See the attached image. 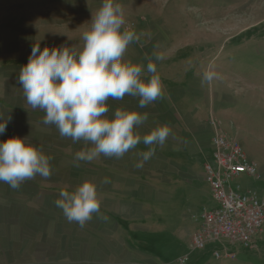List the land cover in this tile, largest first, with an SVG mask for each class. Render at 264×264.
<instances>
[{
	"label": "rangeland",
	"instance_id": "374dc122",
	"mask_svg": "<svg viewBox=\"0 0 264 264\" xmlns=\"http://www.w3.org/2000/svg\"><path fill=\"white\" fill-rule=\"evenodd\" d=\"M116 2L125 27L139 37L124 59L143 64L144 78L152 75L147 63H155L164 95L143 109L139 97L110 99L109 116L116 108L147 112L142 135L162 125L172 129L142 168L135 165L149 147L143 143L122 158L76 160L85 143L44 125L45 112L27 104L18 82L34 44L82 47L102 0H0V114L11 116L0 140L28 137L51 157L52 172L18 189L0 182V264H125L145 259V251L167 263L187 255V264H264V236L256 250L238 249L235 261L215 260L219 245L190 250L199 223L193 218L204 209L198 195L211 196L202 164L212 119L241 143L261 174L241 175L233 188L264 192V0ZM157 53L164 59L157 61ZM210 68L218 78L207 82ZM181 84L192 85L183 97ZM85 181L97 185L101 206L80 227L55 201Z\"/></svg>",
	"mask_w": 264,
	"mask_h": 264
},
{
	"label": "clouds",
	"instance_id": "9594fccd",
	"mask_svg": "<svg viewBox=\"0 0 264 264\" xmlns=\"http://www.w3.org/2000/svg\"><path fill=\"white\" fill-rule=\"evenodd\" d=\"M125 24L122 5L116 0H102L90 28L82 34V47L41 49L39 43L34 44L28 62L19 70L18 82L27 104L45 112L44 125H54L61 137L74 143H85V148L75 153L76 160L91 162L101 155L122 158L143 143L149 147L140 153L135 165L142 168L155 155L156 146L166 143L172 129L162 125L142 135L140 128L148 120L147 112L116 108L109 116L110 99L139 97L138 107L143 109L164 95L155 63H147L146 72L152 75L144 78L143 64L124 59L129 45L139 39ZM155 59L161 61L164 56L157 53ZM216 78L218 74L211 68L203 74L207 82ZM10 121L11 116L5 120L0 114V135ZM50 160L28 137L0 140V182L18 189L37 175L49 178ZM59 196L56 206L69 222L80 227L100 211L101 201L93 182L85 181L73 191L62 190Z\"/></svg>",
	"mask_w": 264,
	"mask_h": 264
},
{
	"label": "built area",
	"instance_id": "2783aa9c",
	"mask_svg": "<svg viewBox=\"0 0 264 264\" xmlns=\"http://www.w3.org/2000/svg\"><path fill=\"white\" fill-rule=\"evenodd\" d=\"M211 161L203 165V177L217 202L215 208H204L194 221L201 222L193 234L190 250L203 251L207 245L220 246L213 251L215 260H237L238 249L256 250L264 235V192L234 189L232 182L241 175L257 179L261 174L241 143L217 119L210 121ZM188 256L174 264H187Z\"/></svg>",
	"mask_w": 264,
	"mask_h": 264
},
{
	"label": "crops",
	"instance_id": "0c3cea01",
	"mask_svg": "<svg viewBox=\"0 0 264 264\" xmlns=\"http://www.w3.org/2000/svg\"><path fill=\"white\" fill-rule=\"evenodd\" d=\"M194 79V78H193ZM191 83H193V81L191 82ZM190 86H192V85H190L189 84V86H187V85H185V84H181L180 85V87H181V97H183V95L184 96H186L188 93H190V90H191V88H190ZM212 129V128H211ZM187 136H189V134H187ZM211 138H212V132H211V135H210V138H209V141H207V144L205 145L207 148H206V155H208L207 157H206V161L202 164V167H203V165L206 163V162H208V161H211V153H212V149H211V146H210V142H211ZM195 140H198V139H195ZM194 140V141H195ZM199 141V140H198ZM200 147H202L201 149H200V151L202 152V151H204L203 150V145L202 144H200ZM201 155H204V154H201ZM205 156V155H204ZM183 166H179V169L181 168V169H183L182 168ZM185 168V167H184ZM203 172V171H202ZM210 198H209V200H205V201H203L202 200V198H201V195L199 194L198 195V197H199V199H201V207H202V209L203 208H208V209H210V208H215V207H217V202L215 201V199L213 198V196H212V194H211V192H210ZM194 196V195H193ZM195 222H199V221H195ZM200 227H201V222H199L198 223V225H197V229H196V231L194 232V233H196L199 229H200ZM144 254H146L145 255V259H143V260H141V261H137V260H135V261H128V262H125V264H174L175 262H172V263H167V262H160L156 257H154V256H152V255H150V251H145V252H143ZM208 263V261H205V263L204 264H207Z\"/></svg>",
	"mask_w": 264,
	"mask_h": 264
},
{
	"label": "trees",
	"instance_id": "16d2710c",
	"mask_svg": "<svg viewBox=\"0 0 264 264\" xmlns=\"http://www.w3.org/2000/svg\"><path fill=\"white\" fill-rule=\"evenodd\" d=\"M263 236H264V235H263ZM262 238H263V237H262ZM261 240H262V239H261ZM261 240L259 241L258 247H259L260 244H262V241H261ZM248 251H252V250H248ZM238 254H239V252H238ZM238 258H239V255L237 256V259H238Z\"/></svg>",
	"mask_w": 264,
	"mask_h": 264
}]
</instances>
